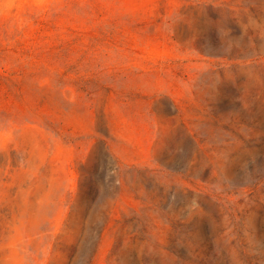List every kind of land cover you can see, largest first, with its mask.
Segmentation results:
<instances>
[{
  "label": "rangeland",
  "instance_id": "1",
  "mask_svg": "<svg viewBox=\"0 0 264 264\" xmlns=\"http://www.w3.org/2000/svg\"><path fill=\"white\" fill-rule=\"evenodd\" d=\"M0 264H264V0H0Z\"/></svg>",
  "mask_w": 264,
  "mask_h": 264
}]
</instances>
